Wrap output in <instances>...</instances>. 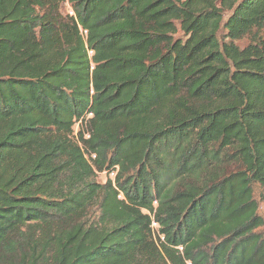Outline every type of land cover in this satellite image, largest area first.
<instances>
[{
  "label": "trees",
  "instance_id": "trees-1",
  "mask_svg": "<svg viewBox=\"0 0 264 264\" xmlns=\"http://www.w3.org/2000/svg\"><path fill=\"white\" fill-rule=\"evenodd\" d=\"M261 203L264 0H0V264H264Z\"/></svg>",
  "mask_w": 264,
  "mask_h": 264
},
{
  "label": "built area",
  "instance_id": "built-area-1",
  "mask_svg": "<svg viewBox=\"0 0 264 264\" xmlns=\"http://www.w3.org/2000/svg\"><path fill=\"white\" fill-rule=\"evenodd\" d=\"M70 13H73V11L72 10H70ZM85 33H86V31H84ZM91 53H92V51H91ZM92 116V114H90L89 115V117H91ZM77 126L79 127V124H77ZM88 157L90 158V159H94V158H96V154L95 153H91V154H89L88 155ZM91 161V160H90ZM92 162V161H91ZM117 171H118V167H116V169H114V170H111V171H108V170H104V171H97V174L99 175V176H104V178H105V182H107L109 179H112L113 181L115 180V177H116V174H117ZM119 197L120 198H122L123 197V194L121 193L120 195H119ZM153 227L155 228V229H157L158 228V224L156 223V222H153ZM162 237V236H161ZM163 238V237H162Z\"/></svg>",
  "mask_w": 264,
  "mask_h": 264
},
{
  "label": "rangeland",
  "instance_id": "rangeland-1",
  "mask_svg": "<svg viewBox=\"0 0 264 264\" xmlns=\"http://www.w3.org/2000/svg\"><path fill=\"white\" fill-rule=\"evenodd\" d=\"M228 16V14L226 15V17ZM182 37H183V35L182 34H180ZM248 43V40L247 39H242V40H240V41H237V44L239 45V46H241V47H244L246 44ZM79 130V127L78 126H76L75 127V132H77ZM96 180L98 181V182H101V183H105V178H104V176H99L98 174H97V177H96ZM262 213H264V203H261V210H260Z\"/></svg>",
  "mask_w": 264,
  "mask_h": 264
}]
</instances>
